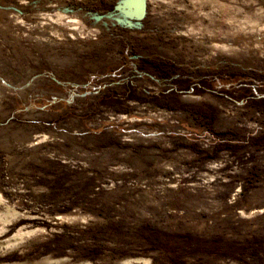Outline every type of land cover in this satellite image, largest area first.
Listing matches in <instances>:
<instances>
[{"label": "rangeland", "instance_id": "obj_1", "mask_svg": "<svg viewBox=\"0 0 264 264\" xmlns=\"http://www.w3.org/2000/svg\"><path fill=\"white\" fill-rule=\"evenodd\" d=\"M116 1L0 0V264H264V0Z\"/></svg>", "mask_w": 264, "mask_h": 264}, {"label": "water", "instance_id": "obj_2", "mask_svg": "<svg viewBox=\"0 0 264 264\" xmlns=\"http://www.w3.org/2000/svg\"><path fill=\"white\" fill-rule=\"evenodd\" d=\"M133 0H122L120 4L116 6L117 9L124 12L126 16L134 17L136 18V22L134 25H139L140 19H142L145 15L146 10V0H139V5L136 9L130 10V5ZM120 23H126L127 25L131 26L132 23L130 21H120Z\"/></svg>", "mask_w": 264, "mask_h": 264}, {"label": "flooded vegetation", "instance_id": "obj_3", "mask_svg": "<svg viewBox=\"0 0 264 264\" xmlns=\"http://www.w3.org/2000/svg\"><path fill=\"white\" fill-rule=\"evenodd\" d=\"M122 2V0H117L116 1V5H114V14L116 15V16H118V18H117V20L116 21H118V22H120L121 20L122 21H130L131 23H132V25L131 26H129V25H127L126 23H123L125 26H127V27H130V28H132L133 26H135L134 25V23L137 21L136 20V18H134V17H130V16H126L125 14H124V12H122L121 10H119V9H117L116 8V6L118 5V4H120ZM143 19V18H142ZM142 19H140V21L142 20Z\"/></svg>", "mask_w": 264, "mask_h": 264}]
</instances>
